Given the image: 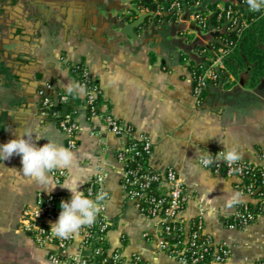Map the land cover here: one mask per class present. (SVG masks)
Segmentation results:
<instances>
[{
  "label": "crops",
  "instance_id": "obj_1",
  "mask_svg": "<svg viewBox=\"0 0 264 264\" xmlns=\"http://www.w3.org/2000/svg\"><path fill=\"white\" fill-rule=\"evenodd\" d=\"M139 1L0 0V144L23 133L67 147L57 120L41 105L39 90L50 82L51 93L69 96L60 112L78 125L75 158L65 168L68 174L62 183L77 179L83 191L91 176L107 171L103 188L110 196L106 215L112 223L111 248H120L128 258L140 254L151 264H184L142 235L148 230L156 237L161 228L127 198L122 187V165L116 154L125 140L102 117L89 116L84 89L67 91L66 85L80 84L72 67L83 65L102 87L101 110L149 135L155 169L170 166L180 173L189 196L182 217L188 221L204 216L206 231L215 242L232 249L225 264H264L263 219L245 228L229 226L235 206L227 208L226 200L237 192L234 179L198 162L209 150H224L223 143L238 146L242 158L257 161L256 150L264 144V76L251 87L248 71L231 57L234 66H227L222 80L206 92L204 104L195 107L191 68L198 55L193 42L179 33L183 25L156 21ZM85 10L90 28L80 22ZM138 13L150 16L133 28ZM116 20L118 24H113ZM13 43L26 45L23 52L15 51ZM47 138L35 143L43 146ZM21 160L15 154L0 159V264H56L48 259L51 248L35 245L21 227L24 207H35L37 192H48L23 175ZM52 192L71 199L69 190L59 184ZM79 242L78 237L66 254L79 252Z\"/></svg>",
  "mask_w": 264,
  "mask_h": 264
},
{
  "label": "built area",
  "instance_id": "obj_2",
  "mask_svg": "<svg viewBox=\"0 0 264 264\" xmlns=\"http://www.w3.org/2000/svg\"><path fill=\"white\" fill-rule=\"evenodd\" d=\"M145 2L156 21H171L181 24L180 34L193 42L198 60L192 65V94L195 107L204 104L206 92L212 85L218 84L227 69L226 59L240 44L244 32L258 18L264 15L249 10L246 0H141ZM192 35V36H191ZM186 59V58H185ZM74 72L86 91V108L90 117H102L107 127L125 140L123 148L116 157L122 165L121 184L128 199L138 203L143 214L153 222L156 237L148 230L143 237L148 242H156L161 252L184 264H225L231 259L232 249L225 243L215 242L212 234L206 231L203 215L190 220L182 217L187 206L188 193L180 173L173 167L157 170L151 164L154 145L149 135L139 134L135 126L123 121L109 112H103V90L87 67L74 65ZM1 82V81H0ZM50 82L39 90L43 112L57 120L59 128L66 135L67 146L71 149L78 145V125L68 115L53 109L55 104ZM57 105L67 104L69 96L65 92L56 95ZM223 149L209 150L213 163L204 167L216 174L234 179V187L242 193L243 201L235 205V211L228 221L232 227L245 228L251 223L264 221V144L256 150L258 159L252 161L242 158L228 166L219 159L218 152ZM67 170L52 172L55 182L62 183ZM108 177L105 170L91 176L84 188L85 195L92 193L104 199L99 202L101 211L95 223L83 227L78 236L61 239L53 235L51 225L58 220L60 203L68 200L63 193L39 191L35 207L25 206L21 218V227L28 232L33 243L41 248H51L48 259L53 263L64 264H151L133 254L128 258L120 248L113 249L109 243L112 229L111 220L106 215L109 194L103 188ZM80 238L79 252L66 254L67 248Z\"/></svg>",
  "mask_w": 264,
  "mask_h": 264
},
{
  "label": "clouds",
  "instance_id": "obj_3",
  "mask_svg": "<svg viewBox=\"0 0 264 264\" xmlns=\"http://www.w3.org/2000/svg\"><path fill=\"white\" fill-rule=\"evenodd\" d=\"M246 3L252 12H259L264 9V0H246ZM66 89L71 94L83 91V86L78 83L75 85L70 83L66 85ZM30 136L31 134L25 136L21 133L19 138H13L0 144V159L4 161L11 159L14 154L20 155L22 157L23 175L44 186L49 194L58 184L68 189L71 193V199L61 201L60 208L62 210L58 220L51 225V232L61 239L78 236L83 227L95 223L96 217L101 211L99 202L104 197L97 195L95 199H92L90 198L91 192L85 195L84 191L79 190L81 181L77 179H70L64 183L55 182L50 173L69 168L75 158V153L70 146L58 144L45 136L37 135L35 140L31 139ZM42 138H47L48 142L43 146H37L35 141ZM223 144L225 149L218 152L220 160L231 166L242 159V153L238 146L228 148L226 143ZM199 161L204 167L214 162L210 152L201 154ZM243 199L242 193L232 192L226 200V207L232 208L241 203Z\"/></svg>",
  "mask_w": 264,
  "mask_h": 264
},
{
  "label": "trees",
  "instance_id": "obj_4",
  "mask_svg": "<svg viewBox=\"0 0 264 264\" xmlns=\"http://www.w3.org/2000/svg\"><path fill=\"white\" fill-rule=\"evenodd\" d=\"M139 2L145 4L141 0ZM231 57L235 58V61L244 70L248 71V83L251 87L255 86L264 76V15L254 21L244 32L240 44L235 48L231 56L226 59V65L230 67L234 66L230 60ZM72 69L73 72H76L75 68ZM51 95L55 104L49 111L56 110L57 106H60L56 104L58 97L55 92H52Z\"/></svg>",
  "mask_w": 264,
  "mask_h": 264
},
{
  "label": "water",
  "instance_id": "obj_5",
  "mask_svg": "<svg viewBox=\"0 0 264 264\" xmlns=\"http://www.w3.org/2000/svg\"><path fill=\"white\" fill-rule=\"evenodd\" d=\"M134 11H137L135 10L134 8H132ZM57 14H54V17H56ZM139 19L136 20L134 23H132V27L135 28L137 26H140V24L147 18L150 16L149 13L147 14H139ZM71 17H72V13H69V16H68V20H71ZM81 25L82 27H86V28H90V25H91V18L90 16H88V12L85 10L83 13H82V17H81ZM22 24V23H20ZM113 24H118V21L116 20ZM16 40H19V39H16ZM26 45H22L21 43H13V48L15 49V51H18V52H23V49ZM0 49H1V46H0ZM7 54V52L5 53ZM23 57V56H22ZM25 58V56H24ZM27 59H29L28 56H26ZM57 109L60 110V109H63V107L61 106H57ZM65 109V108H64Z\"/></svg>",
  "mask_w": 264,
  "mask_h": 264
},
{
  "label": "flooded vegetation",
  "instance_id": "obj_6",
  "mask_svg": "<svg viewBox=\"0 0 264 264\" xmlns=\"http://www.w3.org/2000/svg\"><path fill=\"white\" fill-rule=\"evenodd\" d=\"M262 89H264V86H261Z\"/></svg>",
  "mask_w": 264,
  "mask_h": 264
},
{
  "label": "rangeland",
  "instance_id": "obj_7",
  "mask_svg": "<svg viewBox=\"0 0 264 264\" xmlns=\"http://www.w3.org/2000/svg\"><path fill=\"white\" fill-rule=\"evenodd\" d=\"M192 36V35H191ZM238 63V62H237ZM239 64V63H238ZM244 76H246L245 74H244Z\"/></svg>",
  "mask_w": 264,
  "mask_h": 264
}]
</instances>
